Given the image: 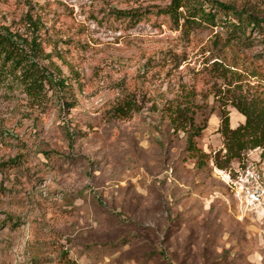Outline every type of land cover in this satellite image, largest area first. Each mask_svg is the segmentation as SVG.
<instances>
[{"label":"rangeland","instance_id":"374dc122","mask_svg":"<svg viewBox=\"0 0 264 264\" xmlns=\"http://www.w3.org/2000/svg\"><path fill=\"white\" fill-rule=\"evenodd\" d=\"M170 1L0 0V25L26 34L30 15L65 81L40 104L0 87V264H264V217L212 163L220 99L264 97V24L176 25ZM216 1L264 19V0ZM178 104L205 126L194 150L170 127Z\"/></svg>","mask_w":264,"mask_h":264},{"label":"trees","instance_id":"16d2710c","mask_svg":"<svg viewBox=\"0 0 264 264\" xmlns=\"http://www.w3.org/2000/svg\"><path fill=\"white\" fill-rule=\"evenodd\" d=\"M198 1L171 0L164 13L176 25L180 20H184V23L196 20L214 23L219 11L223 14L230 12L233 14L237 23H232V26H236L235 24L241 26L242 21L252 25L264 24V19L256 14L243 13L221 1L202 0L212 6L211 10L208 11L202 4H196ZM125 13V11H119V14ZM24 19L28 27L26 34L11 31L7 26L0 25V87H19L28 102L40 104L46 99L48 90L46 87H64L65 81L55 79L43 63L48 55L43 54L37 23L28 14L25 15ZM220 101V125L217 131L222 137L225 153L220 157L217 152L212 163L217 168L226 170L231 167L230 164L232 165L233 160L240 162L245 158L248 151L264 146V97L245 96L242 93V85H236V87H232L228 99L224 101L220 99ZM227 104L235 108L244 117V121L235 127H231L229 124V115L225 109ZM136 109L135 103H127L116 110L124 116ZM194 115L193 106L178 104L168 110V119L172 131L182 132L186 135L189 150L195 149L192 138L198 136L205 127L204 124L195 122Z\"/></svg>","mask_w":264,"mask_h":264},{"label":"built area","instance_id":"2783aa9c","mask_svg":"<svg viewBox=\"0 0 264 264\" xmlns=\"http://www.w3.org/2000/svg\"><path fill=\"white\" fill-rule=\"evenodd\" d=\"M218 173L242 211L264 217V146L248 151L242 161Z\"/></svg>","mask_w":264,"mask_h":264},{"label":"crops","instance_id":"0c3cea01","mask_svg":"<svg viewBox=\"0 0 264 264\" xmlns=\"http://www.w3.org/2000/svg\"><path fill=\"white\" fill-rule=\"evenodd\" d=\"M237 122H241V119L238 118V119H237Z\"/></svg>","mask_w":264,"mask_h":264}]
</instances>
